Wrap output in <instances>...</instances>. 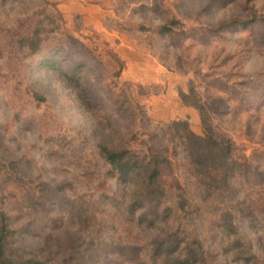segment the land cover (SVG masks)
<instances>
[{"label":"rangeland","instance_id":"374dc122","mask_svg":"<svg viewBox=\"0 0 264 264\" xmlns=\"http://www.w3.org/2000/svg\"><path fill=\"white\" fill-rule=\"evenodd\" d=\"M76 6L0 0V210L12 247L47 264H264V0ZM180 119L225 138L231 168L199 165L169 123ZM100 145L165 156L153 192L133 191L145 168L118 181Z\"/></svg>","mask_w":264,"mask_h":264},{"label":"trees","instance_id":"16d2710c","mask_svg":"<svg viewBox=\"0 0 264 264\" xmlns=\"http://www.w3.org/2000/svg\"><path fill=\"white\" fill-rule=\"evenodd\" d=\"M176 25H178V21L170 20L166 24L159 27V32L163 35L167 33H172ZM226 25L227 24L212 29L213 33L218 32V30L220 29H224V26ZM33 36V39L31 38L29 40V44L33 52H35L40 48V41L38 39V33L34 32ZM67 38L69 40H73V38L69 35H67ZM42 58V64L45 66H51L55 64V60L50 57ZM114 62L117 65V67L113 70L114 75L118 77L121 74L123 65L121 61L117 58H114ZM84 65V63H81L77 67H83ZM239 92L240 91H238V93ZM156 93L157 92H155V94ZM178 95L184 105L194 107L199 111L201 119H203V123H205L206 121L204 118V113L202 112L203 106L197 103L196 101H189L190 94H187L182 90H179ZM169 123H174L178 127H181L185 130V138H187L188 142L191 144L193 149L198 151V154L196 155V162L199 165L209 166V164H211L212 168L214 169H220L222 167H226V169L228 167L231 168L232 163L229 162L227 159L230 154L231 144L225 138L219 137L215 133L208 132L205 127V133L203 134V136L197 135L189 128L188 121L183 119H180L176 122L170 121ZM99 148L103 153L105 161L111 167L112 175L115 176L118 181L124 184H130L133 182L134 176L139 174V169L145 168L146 170L143 177H145L146 182L144 186H140L139 189H135L133 191L138 192V190H144L143 187H146L149 192H153V190L149 188V185L160 174V164L167 162V158L165 156L159 155L158 151L152 149L150 150L149 154H145L144 157L137 159L133 158L132 155H127L128 151L125 149L116 150L109 148L105 145H100ZM143 205L144 203L142 202V198L141 200L136 199L131 204V210L133 211L137 208L142 207ZM15 233L16 229L12 228V226L10 225L7 213L5 211L0 210V264H47L44 261H39L34 258H22V256L18 254V251L11 245L13 235ZM237 259L240 260L241 257ZM241 260V264H262L260 262L258 263L254 255L247 256L244 259L242 258ZM172 264L190 263L188 262L187 257L184 256L175 257L172 261Z\"/></svg>","mask_w":264,"mask_h":264},{"label":"crops","instance_id":"0c3cea01","mask_svg":"<svg viewBox=\"0 0 264 264\" xmlns=\"http://www.w3.org/2000/svg\"><path fill=\"white\" fill-rule=\"evenodd\" d=\"M56 1H58V4L59 5H64L65 6V4H66V2L67 1H69V0H56ZM89 1H93V0H89ZM85 3H87V0H72V4H75V6H76V4H78L82 9H84L85 8V10L88 12L89 10H91L90 8H86L85 6H82V5H84ZM67 6V5H66ZM97 6V5H96ZM76 7H78V6H76ZM81 9V10H82ZM81 12H83V10L81 11ZM85 12V11H84Z\"/></svg>","mask_w":264,"mask_h":264}]
</instances>
